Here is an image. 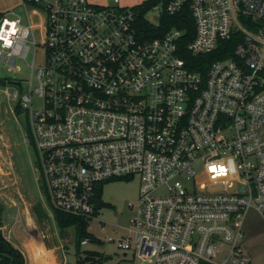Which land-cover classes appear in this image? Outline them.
<instances>
[{"label":"built area","instance_id":"2783aa9c","mask_svg":"<svg viewBox=\"0 0 264 264\" xmlns=\"http://www.w3.org/2000/svg\"><path fill=\"white\" fill-rule=\"evenodd\" d=\"M112 1L21 0L26 22L0 16L6 93L27 117L46 208L91 222L103 183L140 175L130 227L107 238L125 256L252 264L244 223L252 209L264 218V0H159L143 20L189 13L185 44L187 28L152 36L134 6Z\"/></svg>","mask_w":264,"mask_h":264},{"label":"rangeland","instance_id":"374dc122","mask_svg":"<svg viewBox=\"0 0 264 264\" xmlns=\"http://www.w3.org/2000/svg\"><path fill=\"white\" fill-rule=\"evenodd\" d=\"M93 3L107 4L112 0H90ZM145 0H120L124 6H136ZM9 19L21 17L27 21V13L20 0H0V16ZM32 59V53L29 60ZM25 73L28 70L21 64ZM14 74L0 64V78L13 77ZM14 81L0 83V225L5 234L27 255L31 248L35 263L42 257L39 253V240H43L57 256L59 264H76V245L72 229L60 232L47 216L45 203L41 198L42 184L38 181V172L33 167L35 156L30 154L25 142L28 121L20 108L9 101L7 87ZM34 108L43 105L42 99H32ZM196 170L202 171V164H196ZM142 183L140 175L110 179L103 183L102 198L98 213L88 226V230L102 242H89L81 245V250H94L104 255L101 264H141L131 252L125 256L108 237H117L130 227L132 210L130 203H136ZM41 187V188H40ZM44 209V211H43ZM102 221V222H101ZM5 224V225H4ZM245 245L252 258V264H264V218L252 209L244 223ZM32 247H31V245ZM45 250V249H44ZM46 252V250H45ZM44 264L52 263L47 257Z\"/></svg>","mask_w":264,"mask_h":264},{"label":"trees","instance_id":"16d2710c","mask_svg":"<svg viewBox=\"0 0 264 264\" xmlns=\"http://www.w3.org/2000/svg\"><path fill=\"white\" fill-rule=\"evenodd\" d=\"M159 2V0H145L143 3L134 6L136 10L142 15V24L147 32H151L152 36L161 35L167 29L176 26L181 29H188L184 44L189 42L194 35V22L193 18L189 13L179 15L175 21H168V17L164 15L159 25L155 26L153 23L143 17L148 12L151 6ZM150 35V34H149ZM151 36V35H150ZM224 55L219 53L212 54L206 57V63L202 64L199 68L207 69L209 63L217 58ZM191 57V56H190ZM192 58H195L192 56ZM205 58V57H204ZM12 78H0V83H4ZM22 113V112H21ZM55 219L61 232L72 229L74 232V244L76 245V264H101L105 257L102 253L94 250H81L82 242L86 239L89 242H102L100 239L95 237L89 230L88 226L90 222L84 218L72 216L63 212L56 211ZM0 264H26L25 255L20 249L14 246L0 231Z\"/></svg>","mask_w":264,"mask_h":264},{"label":"crops","instance_id":"0c3cea01","mask_svg":"<svg viewBox=\"0 0 264 264\" xmlns=\"http://www.w3.org/2000/svg\"><path fill=\"white\" fill-rule=\"evenodd\" d=\"M20 5H21V0H20ZM101 198H102V189L100 190V196H99V199L101 200ZM99 200V201H100ZM43 211H44V209H43ZM45 211H46V213H47V216L48 217H50V219L52 218L53 220V223L57 226V228L59 229V227H58V225H57V222H56V219H55V214H51L49 211H48V209L46 208V206H45ZM5 225V224H4ZM3 225H0V231H2L3 232V234H4V236L11 242V243H13L14 244V246H16L18 249H20L21 251H22V253L25 255V258H26V264H44L43 263V259H45V257H46V255H47V257L52 261V263H48V264H59L58 262H57V256H56V253H55V251H53V249H51L50 247H49V245H47L46 244V242L45 241H43V240H39L38 241V245H39V253H40V257H42V258H40L36 263H35V260H34V258H33V252H32V250H31V248L28 250V252H27V255H26V253L15 243V242H13L10 238H9V236H7L6 234H5V231H4V227H2ZM60 230V229H59ZM61 232V231H60ZM31 245V244H30ZM33 245V244H32ZM32 245H31V247H32ZM46 250V252H45V250Z\"/></svg>","mask_w":264,"mask_h":264},{"label":"water","instance_id":"95a60500","mask_svg":"<svg viewBox=\"0 0 264 264\" xmlns=\"http://www.w3.org/2000/svg\"><path fill=\"white\" fill-rule=\"evenodd\" d=\"M151 20H153L154 22H158L159 21V17L158 16H152Z\"/></svg>","mask_w":264,"mask_h":264},{"label":"snow or ice","instance_id":"6c2138e0","mask_svg":"<svg viewBox=\"0 0 264 264\" xmlns=\"http://www.w3.org/2000/svg\"><path fill=\"white\" fill-rule=\"evenodd\" d=\"M215 170H216L215 168L212 169V171H215Z\"/></svg>","mask_w":264,"mask_h":264},{"label":"clouds","instance_id":"9594fccd","mask_svg":"<svg viewBox=\"0 0 264 264\" xmlns=\"http://www.w3.org/2000/svg\"><path fill=\"white\" fill-rule=\"evenodd\" d=\"M7 23V22H6Z\"/></svg>","mask_w":264,"mask_h":264}]
</instances>
